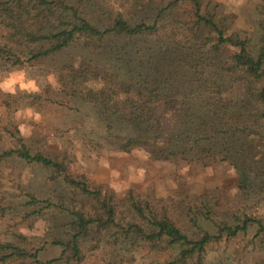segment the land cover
<instances>
[{"label":"trees","instance_id":"obj_1","mask_svg":"<svg viewBox=\"0 0 264 264\" xmlns=\"http://www.w3.org/2000/svg\"><path fill=\"white\" fill-rule=\"evenodd\" d=\"M111 2L0 0V69L54 73L59 103L89 105L96 129L119 151L141 150L158 161L228 162L238 202L263 195L264 154L254 141L264 136V6L254 35L227 33L216 7L203 0ZM12 136L15 145H0V162L41 165L76 204L28 193L27 215L39 218L50 208L67 214L63 234L46 242L59 254L44 260L45 246L0 242V264H79L103 239L111 264L125 261L116 246L128 240L166 254L163 264H203L213 242L251 228L264 239L263 219L220 209L204 194L164 198L131 189L119 205L112 192L73 172L69 157L33 150L18 128ZM203 221L215 230H205Z\"/></svg>","mask_w":264,"mask_h":264},{"label":"rangeland","instance_id":"obj_2","mask_svg":"<svg viewBox=\"0 0 264 264\" xmlns=\"http://www.w3.org/2000/svg\"><path fill=\"white\" fill-rule=\"evenodd\" d=\"M203 1L216 7V19L224 22L227 33L244 30L257 35L256 26L262 16L264 0ZM179 6H182L179 10L182 13L190 4ZM24 71L27 78L36 81L39 91L23 90L18 85L15 94L3 90L5 95L0 98L1 146L15 145L12 132L18 128L33 150L49 156L69 157L73 172L85 174L92 185H102L112 192L119 205L123 204L126 192L131 189L143 193L151 191L156 197L164 198L204 194L207 198H215L220 209L235 207L236 213L255 215L264 220V194L238 202L237 175L228 162L214 161L205 165L179 160L158 161L148 158L141 150L119 151L114 142L104 138L96 129L89 105L76 109L59 103L61 98L51 87L56 82L54 73L46 76L45 70L40 74ZM10 72L0 69V78ZM28 109L33 114L39 113L40 119H35L34 115L29 117ZM18 112L23 113L19 119ZM21 125L30 128V132L22 133ZM254 147L264 154V136L255 139ZM52 174L37 163L19 158L0 162V242H13L27 248L45 246L40 252L44 260L59 254L58 248L47 243L63 234L68 216L55 208L46 209V214L39 218L27 215L33 209L27 205V194L49 198L54 203L76 204V198L63 186L60 178ZM202 226L209 232L215 230L214 223L209 221H203ZM255 234L256 229L251 228L247 234L209 244L203 264H264V239ZM84 246L90 247V241ZM99 246L98 250L88 251L79 264H111L105 239ZM116 247L124 254L125 260L116 264H163L167 257L130 240L123 244L119 242Z\"/></svg>","mask_w":264,"mask_h":264},{"label":"clouds","instance_id":"obj_3","mask_svg":"<svg viewBox=\"0 0 264 264\" xmlns=\"http://www.w3.org/2000/svg\"><path fill=\"white\" fill-rule=\"evenodd\" d=\"M50 80L53 79V77H49ZM17 85L20 89L28 90V91H39V88L37 86V83L33 79H29L26 76V72L24 70L19 71H13L10 72L7 76H4L0 78V89L4 90L5 92L15 94L17 90ZM23 113L18 112L17 118H21ZM27 115L29 117H32L34 115V118L39 120L40 114L35 113L33 114L31 109L27 110ZM21 132L24 134H28L30 132V128L21 125Z\"/></svg>","mask_w":264,"mask_h":264}]
</instances>
